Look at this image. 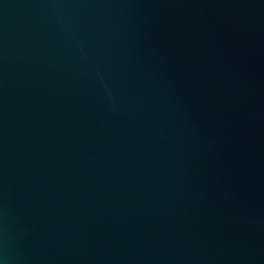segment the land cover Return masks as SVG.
Here are the masks:
<instances>
[{
	"label": "water",
	"instance_id": "95a60500",
	"mask_svg": "<svg viewBox=\"0 0 264 264\" xmlns=\"http://www.w3.org/2000/svg\"><path fill=\"white\" fill-rule=\"evenodd\" d=\"M0 264H264V0H0Z\"/></svg>",
	"mask_w": 264,
	"mask_h": 264
}]
</instances>
